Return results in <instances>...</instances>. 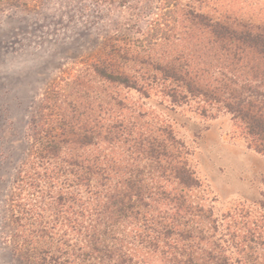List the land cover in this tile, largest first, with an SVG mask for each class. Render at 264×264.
Segmentation results:
<instances>
[{"label": "trees", "instance_id": "obj_1", "mask_svg": "<svg viewBox=\"0 0 264 264\" xmlns=\"http://www.w3.org/2000/svg\"><path fill=\"white\" fill-rule=\"evenodd\" d=\"M176 2L166 0L164 8ZM195 15L187 11L235 73L219 71L205 82L182 57L140 61V68L152 66L170 83L177 105L197 99L205 117L229 112L264 154V24ZM152 25L149 33L158 35L163 23ZM93 67L107 83L104 92L112 84L136 86L110 63ZM76 92L57 88L43 98L29 121L30 151L10 195L16 243L34 264H157L158 258L163 264H243L242 255L252 258L264 245V200L254 207L262 216L243 206L219 219L200 201L201 181L186 144L163 120L130 110L113 94L101 97L95 110L83 105L96 95Z\"/></svg>", "mask_w": 264, "mask_h": 264}, {"label": "rangeland", "instance_id": "obj_2", "mask_svg": "<svg viewBox=\"0 0 264 264\" xmlns=\"http://www.w3.org/2000/svg\"><path fill=\"white\" fill-rule=\"evenodd\" d=\"M165 2L0 0V264H34L16 243L20 232L12 221L10 195L30 151L29 123L45 95L57 88L96 95L83 105L95 110L101 97L113 94L130 110L163 120L186 144L188 163L201 181L200 201L212 206L219 219L235 207L255 209L264 200V154L250 145L243 125L229 112L199 114L197 99L177 105L169 95L170 83L152 66L140 68V61L157 64L182 57L204 74L205 82L219 71L235 73L228 70L222 50L209 42L211 34L189 21L187 11L221 20L227 15L233 24H264V0H178L174 8H164ZM156 19L163 25L154 36L149 29ZM102 62L127 74L136 86L112 84L104 92L107 83L93 67ZM255 255L257 263L242 255L243 264H264V245ZM46 264L52 263L48 259Z\"/></svg>", "mask_w": 264, "mask_h": 264}]
</instances>
